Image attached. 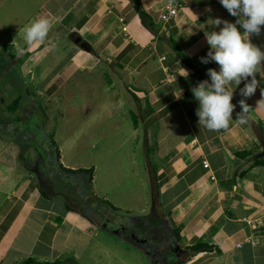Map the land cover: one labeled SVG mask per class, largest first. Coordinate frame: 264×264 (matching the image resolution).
Masks as SVG:
<instances>
[{"label": "crops", "instance_id": "crops-1", "mask_svg": "<svg viewBox=\"0 0 264 264\" xmlns=\"http://www.w3.org/2000/svg\"><path fill=\"white\" fill-rule=\"evenodd\" d=\"M174 2L177 13L170 16L168 0H0L4 15L0 26L4 30L12 26V36L5 44L8 55L29 67L33 86L28 95H38L42 107L57 95L67 97V85L82 73L97 70L99 77L107 73L114 78L109 86L114 110L120 104L116 79L124 86L130 97V118L134 113L137 121L135 125L132 120L130 135L137 137L140 132L143 136L144 174L147 180L149 174L156 189L152 206L156 205L172 229L180 228L181 246L202 243L213 248L190 256L187 264H264V166H252L253 158L236 156L261 146L257 131L264 133V107H257V102L262 98L264 66L257 73L260 84L251 97L240 95L247 81L230 86L236 105L230 130L209 131L200 126L196 115L199 102L192 88L203 80L210 81L209 68L219 71L215 62L201 63L200 58L210 48L205 33L223 27L215 26L217 18L232 23L237 18L219 0ZM140 11L150 17L155 32L142 23ZM45 14L50 15L53 26L43 43L29 48L23 29ZM76 37L87 42L91 51L81 48ZM250 40L259 47L252 36ZM18 48L24 51L18 54ZM25 83L22 90L27 87ZM14 89L4 94L17 95ZM241 99L251 108L248 123L243 125L236 121ZM1 113L0 122L5 126H0V264H73L71 260L79 264H133L136 259L132 257L136 256L129 250L126 256L124 244L150 264L142 249L117 233L126 218L118 222L113 211L103 210L104 218L93 220L55 188L57 183L64 184L60 165L72 170L90 169L72 165L74 159L65 163L63 146L54 140L56 131L49 138L56 144L50 138L54 149L50 153L59 149L58 167L45 160L48 151L44 157L35 154L33 163L21 149L34 144L35 133L25 131L27 123L15 122V115ZM47 126L48 118L41 128ZM12 129L20 136L11 135ZM111 156L101 153L96 160ZM37 162L50 182L48 189L32 167ZM94 164V193L114 208L123 206L131 193L123 192L118 200L111 196L117 186L115 166H105L106 177L98 180L96 172L101 166L96 161Z\"/></svg>", "mask_w": 264, "mask_h": 264}, {"label": "rangeland", "instance_id": "rangeland-1", "mask_svg": "<svg viewBox=\"0 0 264 264\" xmlns=\"http://www.w3.org/2000/svg\"><path fill=\"white\" fill-rule=\"evenodd\" d=\"M3 16L0 11V18ZM2 27L0 26V111L3 114H9L13 113L9 110L11 103L19 95L23 94L22 108L28 105L29 99L35 100L39 97L38 95L24 96V93L30 92L31 86H33V81H30L29 67L17 62L16 59L7 57L10 50L5 44L7 39L12 36V26H6L8 30H4ZM1 57L3 58L1 59ZM4 58L10 59L12 63L17 65L14 67L15 75L13 73L7 74L8 66L5 64L2 66ZM106 74L99 77L97 70H95L92 73H82L73 78L64 91L68 93L67 97L57 95L51 104L42 107L48 118L46 129L32 123V120L24 122L27 120L20 119L18 124L27 123V126L23 128L26 129L25 131L35 133L34 144L30 147L23 146L21 150L22 153L28 154L33 163L35 154L40 153L42 155L43 151H48L45 160L50 166L58 167L56 153H50V150L54 151V149L49 138L56 131L54 140L59 146H63L61 155H63L65 163H70L69 161L74 159L72 165L92 168L96 161L101 166L96 172L98 180L106 177L105 166H115L116 175L113 177L117 186L115 190L111 191V196H115V199L118 200L123 192L126 194L130 191L131 197H125L123 206L116 208L113 215L118 219V222L126 218V224L130 225L133 215H141L144 218L146 214L156 208V205L152 206V193L155 194L156 189L153 190L149 174L148 180L144 174L145 147L143 136L140 132L137 137L130 135L132 126L130 97L125 92L124 86L116 79V96L120 104H117L114 110V100L111 90H109V86L114 83V78L110 74ZM25 80L28 83H25V87H27L23 91L21 84ZM11 87H15L14 90L18 96L4 94ZM19 110L22 109L15 110L17 111L16 115H18ZM19 115H22V111ZM0 126L4 127L5 123L0 122ZM101 153H110L112 156L108 160L106 158L96 160L98 154ZM67 178V175L61 173V180ZM124 249L126 256L128 250L136 256L132 257L136 259L133 264H149L148 260L135 249L125 244Z\"/></svg>", "mask_w": 264, "mask_h": 264}, {"label": "clouds", "instance_id": "clouds-1", "mask_svg": "<svg viewBox=\"0 0 264 264\" xmlns=\"http://www.w3.org/2000/svg\"><path fill=\"white\" fill-rule=\"evenodd\" d=\"M227 12L236 17L235 23L217 18L214 20L219 31L205 33L207 44L210 46L201 63L215 62L219 71L214 68L207 70L209 80H203L192 88L194 98L199 102L196 110L198 123L209 131H228L233 121L236 105L232 103L233 92L230 86H239L247 81L240 89L242 97H251L257 90L260 81L257 73L264 66V51L254 45L250 36L260 35L264 26V0H219ZM49 14L40 16L23 29L24 40L29 48L34 44L45 41L52 28ZM239 26V27H238ZM242 29L243 31H241ZM24 50L18 48V54ZM188 75V73L185 71ZM249 78H251L249 80ZM262 98L257 107H264V87L261 89ZM241 112L236 121L243 125L248 123L247 113L251 110L245 99L239 101Z\"/></svg>", "mask_w": 264, "mask_h": 264}, {"label": "flooded vegetation", "instance_id": "flooded-vegetation-1", "mask_svg": "<svg viewBox=\"0 0 264 264\" xmlns=\"http://www.w3.org/2000/svg\"><path fill=\"white\" fill-rule=\"evenodd\" d=\"M252 37L258 44L259 48L264 51V26L261 27L260 35H252ZM2 58L3 57H1V59ZM10 58L15 59L13 57ZM2 62V66H4V64L8 66V75H11V73H13V75L16 74L14 73V67L17 66L15 63H12L10 59L5 58ZM22 95H17L18 97L15 98V100L19 99V108L22 110H19L18 115H16L17 111L10 113L11 115H15L14 121L18 122L20 119H26L28 121L32 120V123L39 125L40 127L44 126L47 117L42 109V105L38 101V98L35 100L29 99L27 103L28 105L22 108ZM24 96H29L27 91L24 93ZM15 100L11 103V105L15 102ZM21 111L22 115H19ZM10 134L15 135V137L20 136L15 129H12ZM37 154L39 157H44L45 151L41 153L42 155H40V153ZM32 167L40 174L41 182L44 188L48 189L50 187V182L47 178H45L39 163L33 165ZM55 188H57V190L61 193H65V197L68 201L74 202L70 191L62 188L61 184L57 183ZM116 231L118 234L124 232L127 237L131 238L129 241L145 252L150 264H187L190 257V252L186 247L181 246L174 230L170 227L167 218L163 214H160L157 208L153 209L148 216H145L140 220L131 219L130 225L125 224L118 226Z\"/></svg>", "mask_w": 264, "mask_h": 264}, {"label": "trees", "instance_id": "trees-1", "mask_svg": "<svg viewBox=\"0 0 264 264\" xmlns=\"http://www.w3.org/2000/svg\"><path fill=\"white\" fill-rule=\"evenodd\" d=\"M140 16L142 19V23L152 32H155V25L151 21L150 17L145 14L144 12L140 11ZM175 50L179 51L178 47L175 45ZM181 56L184 57L186 63L193 67L190 60L180 53ZM14 58V57H13ZM19 108V99H16L15 102L10 106L9 110L11 112H15ZM132 120L133 123L136 125V116L134 113H132ZM52 140V144L56 146L54 143L52 137H50ZM262 151L261 146H254L253 148L249 150H244L241 152H237L236 156L240 159L247 160L252 159L256 155H258ZM56 155L59 156V149L56 147ZM252 166H264V158H257L252 160ZM61 172L68 176L66 180H64V184L61 185L62 188H65L66 190L70 191V194L73 196L74 202H70V204L77 208L82 209L84 212H86L88 215H90L93 220H96V218L103 219L106 213L103 212L107 210H111L113 212L116 211V208H114L107 200H105L102 197L97 196L92 188V180L94 175V169H68L64 168L62 165H60ZM67 187V188H66ZM65 195V193H62ZM69 194V192H68ZM66 196V195H65ZM175 235L177 236L178 241H180V228L173 229ZM122 237H125L126 239H131L125 235L124 232H121L119 234ZM213 248L209 246L208 244H196L193 246L187 247V250L190 252V256H195L201 252H208L212 250ZM73 264H79L76 260H71ZM33 260H27L26 263H31ZM37 264H62V261H55V262H37Z\"/></svg>", "mask_w": 264, "mask_h": 264}, {"label": "water", "instance_id": "water-1", "mask_svg": "<svg viewBox=\"0 0 264 264\" xmlns=\"http://www.w3.org/2000/svg\"><path fill=\"white\" fill-rule=\"evenodd\" d=\"M77 43H79V45L81 46V48H83L86 52H90L91 51V46L85 42L82 41L81 37H76L75 40ZM257 136H258V140L262 146V151L256 155L253 159H257V158H264V133L261 130L257 131Z\"/></svg>", "mask_w": 264, "mask_h": 264}, {"label": "built area", "instance_id": "built-area-1", "mask_svg": "<svg viewBox=\"0 0 264 264\" xmlns=\"http://www.w3.org/2000/svg\"><path fill=\"white\" fill-rule=\"evenodd\" d=\"M168 12L170 16H175L177 13V6L174 2V0H168ZM124 30L126 31L127 29L124 28ZM205 167H208V163L204 162Z\"/></svg>", "mask_w": 264, "mask_h": 264}]
</instances>
